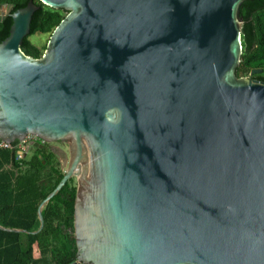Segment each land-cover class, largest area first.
Wrapping results in <instances>:
<instances>
[{
	"label": "water",
	"instance_id": "95a60500",
	"mask_svg": "<svg viewBox=\"0 0 264 264\" xmlns=\"http://www.w3.org/2000/svg\"><path fill=\"white\" fill-rule=\"evenodd\" d=\"M37 1L66 12L39 58L21 50L38 7L0 5V141L68 152L32 233L75 179L71 264H264V84L235 73L247 0Z\"/></svg>",
	"mask_w": 264,
	"mask_h": 264
},
{
	"label": "trees",
	"instance_id": "16d2710c",
	"mask_svg": "<svg viewBox=\"0 0 264 264\" xmlns=\"http://www.w3.org/2000/svg\"><path fill=\"white\" fill-rule=\"evenodd\" d=\"M30 0H0V5H12L10 11L25 7ZM32 16L30 34L24 38L21 50L27 56L39 58L44 49L32 44L29 37L50 34L66 12L54 10L37 0ZM10 13L0 21V42L9 33ZM242 19L238 77L262 69L264 75V0H247L240 6ZM253 77H259L253 74ZM14 144L16 143L13 142ZM32 148V157H20L15 149L0 151V264H71L75 260L73 240V203L75 186L70 179L59 193L43 206V228H39L38 204L55 188L63 171L55 155L48 150ZM34 152V153H33ZM44 158L42 162L37 155ZM23 230L14 232L10 230ZM36 248L38 257H34Z\"/></svg>",
	"mask_w": 264,
	"mask_h": 264
},
{
	"label": "flooded vegetation",
	"instance_id": "af4514ba",
	"mask_svg": "<svg viewBox=\"0 0 264 264\" xmlns=\"http://www.w3.org/2000/svg\"><path fill=\"white\" fill-rule=\"evenodd\" d=\"M260 72L256 73L259 75V77H253V75L250 76V74L247 77H250L251 80H256L264 84V75L262 74V69H257ZM42 150H48L49 152H52L55 155L56 160L59 163V167L62 170L63 168V161L65 160L66 156L68 155L67 152V146L66 144L62 142L57 143H48V145H40ZM32 148L29 149V152L31 153Z\"/></svg>",
	"mask_w": 264,
	"mask_h": 264
},
{
	"label": "built area",
	"instance_id": "2783aa9c",
	"mask_svg": "<svg viewBox=\"0 0 264 264\" xmlns=\"http://www.w3.org/2000/svg\"><path fill=\"white\" fill-rule=\"evenodd\" d=\"M34 143H37L39 145H45V144L48 145V143H46L43 140L38 139L34 135H27L24 137L23 140L18 141L17 143H15L12 146L9 144H6L3 141H0V151L1 150H7V149H15L17 154L20 157H23V156L26 157V155L29 153V149L32 147V145Z\"/></svg>",
	"mask_w": 264,
	"mask_h": 264
},
{
	"label": "rangeland",
	"instance_id": "374dc122",
	"mask_svg": "<svg viewBox=\"0 0 264 264\" xmlns=\"http://www.w3.org/2000/svg\"><path fill=\"white\" fill-rule=\"evenodd\" d=\"M48 36H49V34H40V33H36V34H34V35H32V36H30L29 37V40H30V42L32 43V44H34V45H36L38 48H42V46H44V45H46V42H47V39H48ZM34 153V152H33ZM35 155H37V157L43 162L44 161V158L41 156V154H39V153H37V154H35ZM32 157V153H28L27 155H26V159H29V158H31ZM73 180V184H74V186L76 185V183H75V179H72ZM33 255H34V257H38V253H37V250H36V248H34V252H33Z\"/></svg>",
	"mask_w": 264,
	"mask_h": 264
}]
</instances>
